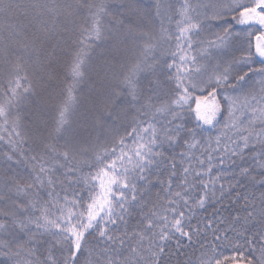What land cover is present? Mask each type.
<instances>
[{"label":"snow or ice","instance_id":"1","mask_svg":"<svg viewBox=\"0 0 264 264\" xmlns=\"http://www.w3.org/2000/svg\"><path fill=\"white\" fill-rule=\"evenodd\" d=\"M0 264H264V0H0Z\"/></svg>","mask_w":264,"mask_h":264},{"label":"trees","instance_id":"2","mask_svg":"<svg viewBox=\"0 0 264 264\" xmlns=\"http://www.w3.org/2000/svg\"><path fill=\"white\" fill-rule=\"evenodd\" d=\"M20 2H21V3H24V2H26V0H20Z\"/></svg>","mask_w":264,"mask_h":264}]
</instances>
